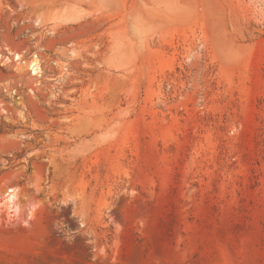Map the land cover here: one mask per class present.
Segmentation results:
<instances>
[{"label": "rangeland", "instance_id": "1", "mask_svg": "<svg viewBox=\"0 0 264 264\" xmlns=\"http://www.w3.org/2000/svg\"><path fill=\"white\" fill-rule=\"evenodd\" d=\"M0 264H264V0H0Z\"/></svg>", "mask_w": 264, "mask_h": 264}, {"label": "bare ground", "instance_id": "2", "mask_svg": "<svg viewBox=\"0 0 264 264\" xmlns=\"http://www.w3.org/2000/svg\"><path fill=\"white\" fill-rule=\"evenodd\" d=\"M19 57L20 56H17V58ZM28 67L29 70H32L33 74H36L41 69L38 60L36 58L29 62ZM3 197H4L3 199L5 200L4 202L7 203L8 207H13V206L15 208L18 207L16 204L17 194L13 188H11L8 193H5Z\"/></svg>", "mask_w": 264, "mask_h": 264}]
</instances>
